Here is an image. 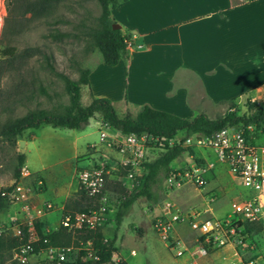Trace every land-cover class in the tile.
<instances>
[{
	"label": "rangeland",
	"instance_id": "1",
	"mask_svg": "<svg viewBox=\"0 0 264 264\" xmlns=\"http://www.w3.org/2000/svg\"><path fill=\"white\" fill-rule=\"evenodd\" d=\"M69 5L70 8H61L60 12L66 14L70 24L56 27L73 34L76 33L78 24L83 23L87 26L93 24L100 15V7L93 0L69 2ZM5 15V0H0V30ZM56 27L36 25L17 42L20 49L38 47L41 54L24 65L20 76L15 79L4 77L1 81V88L6 92V96L5 99H0V125L8 119L22 117L36 108L51 110L53 107L67 105L68 96L60 75L76 81L79 78V69H91L101 62L99 52L89 40L72 37L59 40L46 37L48 29L51 31ZM42 54L50 58L52 68L46 64ZM20 80L26 84H20ZM30 90L33 92L31 97ZM15 96L17 100L23 96L25 99L20 104L12 106L11 102ZM90 97L86 86H82L81 104L88 105ZM241 101V106L233 111L240 116L247 113L248 102L264 104V92L262 97L243 98ZM7 105L12 106L11 109L1 111V108ZM233 107L234 101L220 104L210 115V119L223 116ZM117 113L125 114L122 107H117ZM101 124L100 118L95 116L80 131L43 126L37 130L25 131L22 138L15 143L0 139V188H13L16 185L14 169L17 156L25 155L18 181L23 187L25 198L22 201L13 198L8 200L0 213V233L14 235L17 226L29 224L35 216L34 210L44 208L46 204H50L51 209L44 211L39 221L45 224V232L57 229L64 218L63 214L73 213L74 206L79 200L78 171L104 164L109 171L104 190L108 216L100 231L106 239H115L113 261H124L127 264H183L189 257H175L174 251L158 237L154 229L156 220L169 217L176 211L184 218L189 213L197 212L201 219H223L231 214V203L239 199L245 190L228 173L227 167L216 160L211 151L199 147L194 139L185 144L184 134L179 132L169 145L182 144L184 152L172 162L171 169L187 171L193 163H213L214 168L207 176V185L201 189L186 185L180 189L168 190L163 181L160 188L156 189L153 199L138 198L117 226L115 221L117 198L123 191H130L128 189L130 181L128 175L124 174L125 167L120 165L121 156L114 145L100 140ZM259 128L264 129V126ZM107 134L111 138H117L113 136L115 133L112 130ZM144 147V159L139 169L132 171L136 177L142 174L145 163L152 162L163 153L161 141H148ZM172 236L182 239L190 252L199 245L196 240L200 235L191 230L186 220L174 225ZM71 246L74 250L68 256V260L78 256L79 243L73 242ZM227 251L228 248L225 246L220 248L211 246L208 258L202 263L216 262L218 258L226 255ZM238 251L246 259L264 257V227L262 230L252 231L246 238L245 245L238 248ZM3 264L19 263L14 260L12 254Z\"/></svg>",
	"mask_w": 264,
	"mask_h": 264
},
{
	"label": "crops",
	"instance_id": "2",
	"mask_svg": "<svg viewBox=\"0 0 264 264\" xmlns=\"http://www.w3.org/2000/svg\"><path fill=\"white\" fill-rule=\"evenodd\" d=\"M112 16L133 47L116 66L89 69L86 89L116 111L191 120L263 96L264 0H117Z\"/></svg>",
	"mask_w": 264,
	"mask_h": 264
},
{
	"label": "trees",
	"instance_id": "3",
	"mask_svg": "<svg viewBox=\"0 0 264 264\" xmlns=\"http://www.w3.org/2000/svg\"><path fill=\"white\" fill-rule=\"evenodd\" d=\"M81 1L84 0H5L6 15L2 19L0 30V99H5L6 96V92L1 88L3 78L15 79V77L20 76L24 65L41 54V49L38 47L20 49L17 45L19 39L39 24L47 27H63L70 24L66 14L60 12V9L70 8L69 2ZM93 1L100 7V15L95 23L88 26L83 23L78 24L74 34L59 27L51 31L48 29L46 37L59 40L70 37L78 40H89L99 52L101 62L113 67L121 60H126L128 49L125 41L130 40V38L123 35L120 29H113V25L117 23L112 16V11L116 8L117 0ZM42 56H44L46 64L52 68L50 58L44 54ZM89 73V69H79V78L76 81L60 75L64 81L68 104L53 107L51 110L36 108L22 117L6 120L0 125V139L15 143L22 138L25 131L37 130L43 126H50L53 129L80 131L88 124L90 119L98 116L103 125L119 132L121 135H135L137 137L147 135L152 141H161L163 153L152 162L145 163L142 174L132 181L133 188L130 191H123L117 198L118 205L115 213L117 226L120 225L122 219L128 214L131 206L138 198L153 199L156 189H159L162 182L173 172L171 169L172 162L184 152L182 144L169 145V142L177 133L182 132L185 139H187L190 137H210L214 133L232 126L254 125L258 128L264 126V104L249 102L246 106L247 113L242 116L235 112H228L221 117L210 119L205 114L200 113L191 120L154 110L148 106H142L135 114L125 113L119 115L110 100L92 96L89 104L83 106L80 102V90L82 86L88 85ZM20 84L25 85L26 82L20 80ZM44 94L46 95V92ZM31 95H33L32 90L29 92V97ZM24 99L23 96L17 100L15 96L11 105L20 104ZM12 106L7 105L5 108H1V111H9ZM24 162L25 155L19 154L14 169L15 184L20 180ZM129 171L130 168L125 167L124 174L128 175ZM3 190L10 192L12 188ZM78 194V202H81V204L77 202L74 206V212H65L64 217L72 216L77 212H84L92 207L93 200L88 198L81 190H78ZM7 203L8 198L0 195V213ZM33 224L38 234V241L33 244L34 251L46 250L50 247H66L73 242L78 244L80 241L84 242L88 239L92 241L96 256L95 260L87 259L85 252L79 251L75 259L59 264H127L124 261H113L115 239H106L100 229L88 233L82 231L72 232L60 225L55 230L45 232L43 222L36 220ZM242 227L241 234L246 238L249 237L252 231L262 230L263 228L261 224L255 223H244ZM20 229V236L0 233V264L11 258L13 252L27 241V226L21 225ZM200 240L202 242L203 238ZM205 247L209 252L210 247Z\"/></svg>",
	"mask_w": 264,
	"mask_h": 264
},
{
	"label": "built area",
	"instance_id": "4",
	"mask_svg": "<svg viewBox=\"0 0 264 264\" xmlns=\"http://www.w3.org/2000/svg\"><path fill=\"white\" fill-rule=\"evenodd\" d=\"M125 44L128 50L133 47L131 40L125 41ZM241 103V100L234 102V107L228 111L233 112L236 107L241 106ZM109 129L101 124L100 140L114 145L121 156L120 165L130 168L127 177L130 181L128 189L131 190L132 181L136 177L132 171L139 169L145 155L144 145L152 140L147 135L141 137L120 135L117 138H111L107 134ZM191 139H194L199 147L211 151L216 160L227 167L228 173L245 190V193L231 203V214L223 219H201L197 212L189 213L184 218L179 211L173 212L169 217L157 219L154 229L158 237L174 251L176 258L189 257L183 264H264V257L246 259L238 251V248L243 247L246 242V237L241 234L242 224L255 223L264 227V129L254 125L232 126L210 137L187 138L184 143H190ZM213 168V163L199 162L193 163L187 171H173L165 180L166 187L168 190L180 189L186 185L205 188L208 181L207 176ZM108 174L109 171L104 164L93 165L78 171V189L93 200V204L84 212L64 217L61 222L63 227L72 232L82 231L83 233L104 227L108 216L107 198L104 191ZM0 195L7 197L8 200L13 198L16 201H22L25 198L20 183H17L10 192L0 188ZM50 209V204H46L44 208L35 209L34 218L26 224L27 241L13 252V258L19 264H49L52 262L59 264L68 261V256L72 254L74 249L71 245L34 251L33 244L38 241V234L33 222L39 220L44 211ZM25 210L27 212V209ZM184 220L188 222L192 231L200 235L196 240L199 245L193 252H190L182 239L172 236L174 225ZM20 234V226H17L14 236H20ZM201 238H203L202 242ZM205 246L213 248L225 246L229 252L216 262L202 263L208 258V249ZM79 251L85 252L89 260L96 259L90 239L79 242L78 253Z\"/></svg>",
	"mask_w": 264,
	"mask_h": 264
},
{
	"label": "water",
	"instance_id": "5",
	"mask_svg": "<svg viewBox=\"0 0 264 264\" xmlns=\"http://www.w3.org/2000/svg\"><path fill=\"white\" fill-rule=\"evenodd\" d=\"M113 29L118 30V29H120V27L117 24H115V25H113Z\"/></svg>",
	"mask_w": 264,
	"mask_h": 264
}]
</instances>
